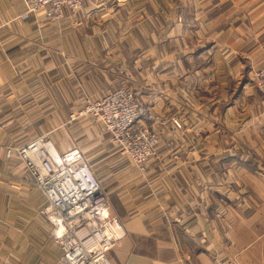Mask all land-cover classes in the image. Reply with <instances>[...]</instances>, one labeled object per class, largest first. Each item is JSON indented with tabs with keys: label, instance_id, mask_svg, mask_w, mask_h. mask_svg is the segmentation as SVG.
<instances>
[{
	"label": "crops",
	"instance_id": "0c3cea01",
	"mask_svg": "<svg viewBox=\"0 0 264 264\" xmlns=\"http://www.w3.org/2000/svg\"><path fill=\"white\" fill-rule=\"evenodd\" d=\"M24 11L0 0V264L60 262L44 197L3 146L47 133L85 157L69 132L106 154L125 232L112 264H264V0H87L59 23ZM121 86L184 121L157 130L143 171L114 160L91 116L72 118Z\"/></svg>",
	"mask_w": 264,
	"mask_h": 264
},
{
	"label": "built area",
	"instance_id": "2783aa9c",
	"mask_svg": "<svg viewBox=\"0 0 264 264\" xmlns=\"http://www.w3.org/2000/svg\"><path fill=\"white\" fill-rule=\"evenodd\" d=\"M85 1L23 0V4L24 12L42 11L53 23H59L66 12L76 11ZM252 75L264 110V64ZM81 115L91 116L140 171L158 144L154 127H182L177 113L165 118L153 112L142 97L124 86L108 89L96 100L84 96L83 105L72 118ZM3 154L24 163L30 181L44 197L38 216L60 249L57 264H112L108 252L125 232L110 212L105 193L80 150L59 151L44 133L23 143L5 144Z\"/></svg>",
	"mask_w": 264,
	"mask_h": 264
},
{
	"label": "rangeland",
	"instance_id": "374dc122",
	"mask_svg": "<svg viewBox=\"0 0 264 264\" xmlns=\"http://www.w3.org/2000/svg\"><path fill=\"white\" fill-rule=\"evenodd\" d=\"M87 1V0H86ZM85 3V2H84ZM83 3V4H84ZM82 4V5H83ZM145 104H146V106L150 109V110H152L153 112H155V113H157V114H159V115H161V116H163V117H165V118H167V117H170L172 114H174V111L173 112H169L168 114H164V113H162V112H159V111H156V110H154V109H152V108H150L149 107V105L145 102ZM175 113H177V112H175ZM177 115H178V117L180 118V115L177 113ZM180 120H181V122H182V127L181 128H179V129H182V128H184V121L180 118ZM163 127H172V126H170V124H164V125H161V124H159V125H157V126H155L154 127V131L155 132H158L157 130L159 129V128H163ZM202 129V128H201ZM217 130H220V128L218 127L217 128ZM203 130H200L199 132H202ZM198 132V131H197ZM70 133V135L68 136V137H66V138H62L63 140L64 139H67V140H71L72 142H73V144L76 142L81 148H83L84 150H85V153H86V155H85V157H86V160H87V162H89V164H90V166H91V170L93 171V173H94V175H95V177H96V179H97V181H98V183H99V185H100V187L102 188V190L104 191V193H105V196H106V198H107V200H108V203H109V206H110V208H112V203H111V197H110V192H111V190H112V188H113V180H112V176L110 177L109 176V172L111 171L110 169H109V167H108V164L107 163H104V162H99V160L100 159H102V160H104L105 158H106V154H104V153H101L100 151L101 150H98V151H96V147H95V145H94V143L93 144H91V142H89V140H85V139H83V137L82 136H80L81 135V132H69ZM100 136L102 137V135L100 134ZM48 137L49 138H52V135H48ZM109 139V138H108ZM103 140L105 141L106 139H105V137H103ZM102 140V141H103ZM107 141V140H106ZM109 144L113 147V151L112 152H115V155H113V156H116L115 158H114V160L115 161H117V160H121V159H123L124 157H123V155H121V153H120V150L118 149V148H116V147H114L112 144H111V142H109ZM75 146H77L76 144H74ZM105 145V148L108 146V145H106V144H104ZM78 146V147H79ZM75 149H79V148H77V147H74ZM114 154V153H113ZM125 159V158H124ZM123 159V160H124ZM110 212L112 213V211H111V209H110Z\"/></svg>",
	"mask_w": 264,
	"mask_h": 264
}]
</instances>
